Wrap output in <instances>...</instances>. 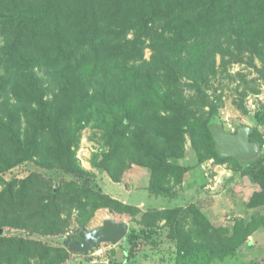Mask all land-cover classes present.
Segmentation results:
<instances>
[{"label":"trees","instance_id":"16d2710c","mask_svg":"<svg viewBox=\"0 0 264 264\" xmlns=\"http://www.w3.org/2000/svg\"><path fill=\"white\" fill-rule=\"evenodd\" d=\"M0 33L6 68L0 80V249L7 253L0 252V264L65 262L69 249L35 239L31 230H60L67 208L79 211L83 225L99 208L138 214L136 206L95 189L78 162L80 135L101 113L113 122L99 163L113 176L133 164L148 167L150 191L167 195L172 182L181 183L191 170L176 162L189 135L201 161L232 162L258 186L251 206L264 202V136L252 128L251 140L261 147L254 160L222 156L212 134L213 126L223 125L218 108L212 104L200 114L206 104L188 96L180 78L202 74L206 54L218 49L223 36L246 41L264 61V0H0ZM148 46L160 72L135 70ZM24 161L58 165L87 179L34 193L47 185L40 172L24 179L3 176ZM36 200L40 206L33 207ZM183 210L144 214L150 228L162 219L171 226L173 264H225L259 225L256 219L237 221L226 235L197 209L183 220ZM8 227L23 234H6ZM144 233L148 238L144 228L130 231L125 259L137 256Z\"/></svg>","mask_w":264,"mask_h":264},{"label":"rangeland","instance_id":"374dc122","mask_svg":"<svg viewBox=\"0 0 264 264\" xmlns=\"http://www.w3.org/2000/svg\"><path fill=\"white\" fill-rule=\"evenodd\" d=\"M129 37L133 38L134 34L131 33ZM4 45L5 37L0 33V48ZM214 45L216 46L215 42ZM217 47L216 51L210 48L206 54L208 62L202 67V74L192 73L193 79L190 75L180 77L185 93L198 97L201 104H206L200 109V114L209 112L212 104L216 106L217 116L228 131L237 133L240 127L248 126L257 128L264 136V123L260 121L264 111L263 59L254 53L246 41H239L235 36H223ZM153 57V49L146 47L144 58L135 64V70L140 73L160 72L154 65ZM5 73V64L0 60V80ZM192 80L197 81L198 88L193 86ZM47 84L52 82L48 79ZM4 101L5 99L1 100L2 103ZM112 122L113 116L109 113L96 115L80 135L76 156L83 170L89 174L88 180L95 189L136 206L139 208L138 214L133 216L107 207L99 208L87 225H83L79 211L75 208L70 212L67 208L62 213L65 225L60 230L49 233L31 230L34 233L33 238L42 239L48 245L69 249V256L62 264H173L169 253L176 248V241L170 235L171 226L166 219H162L150 228L146 226V222L150 221L145 220L144 214L181 207L184 209L180 214L183 219L185 216H193L194 208L202 212L215 226L220 227L226 235L233 234L237 221L249 222L256 219L259 224L257 229L248 236L245 243L237 247L236 254L225 264H264V218H261L264 217V202L254 207L250 205L253 194L259 188L247 176L236 171L237 166L234 163H219L215 158L201 161L190 136L187 135L185 154L176 159V162L190 166L191 170L183 175L181 183L172 182V188L167 195H155L150 191L152 175L148 167L133 164L115 177L103 163H99L104 158V151L108 150L105 145L107 126ZM33 172H40L47 182L46 186L36 189L34 193L59 187L66 180L76 179L83 182L87 179L58 165L46 167L35 161L21 162L6 170L3 176L7 180L24 179ZM2 189L1 185L0 192ZM32 206H40V203L36 200ZM108 220L127 224L128 232L119 242H102L85 252H76L70 248L71 243L82 240L81 232L94 230ZM188 226L189 224L186 227ZM142 228L149 237L142 234L137 256L125 259L123 248L124 243L128 242V234L132 229ZM5 233L14 236L23 234V230L8 227ZM0 252L7 255L2 249ZM11 254L12 252L8 255Z\"/></svg>","mask_w":264,"mask_h":264},{"label":"water","instance_id":"95a60500","mask_svg":"<svg viewBox=\"0 0 264 264\" xmlns=\"http://www.w3.org/2000/svg\"><path fill=\"white\" fill-rule=\"evenodd\" d=\"M252 128L242 126L237 133L228 131L223 125L212 127V134L216 142V148L224 157H234L244 161L254 160L261 153L258 143L251 140ZM113 224L112 227L108 226ZM128 232V226L124 222L108 220L104 225L88 231L81 232L82 240L73 242L69 246L76 252L91 250L95 245L111 241L119 242Z\"/></svg>","mask_w":264,"mask_h":264}]
</instances>
